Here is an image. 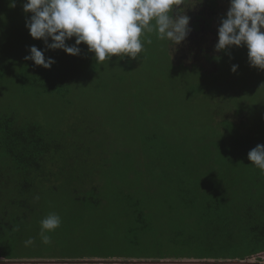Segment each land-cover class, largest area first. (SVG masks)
<instances>
[{"label": "rangeland", "instance_id": "1", "mask_svg": "<svg viewBox=\"0 0 264 264\" xmlns=\"http://www.w3.org/2000/svg\"><path fill=\"white\" fill-rule=\"evenodd\" d=\"M198 1L201 0H186V4L195 6ZM24 2L15 0L12 7V0H0V25L8 23L13 27L20 23L14 8L21 10L26 21L32 13L23 11ZM215 3L217 7L208 1V9H204L214 12H208L213 31L218 29L220 19L226 17L230 0ZM17 29L0 28V115L11 114L19 122L33 121L54 140L69 144H65L67 154L53 156L44 167L42 179L34 184L28 202L31 212H26L25 218L0 236V264H78L79 261L114 264V261L194 259L188 256H194L196 249L178 243L174 232L184 224L187 228L182 237L187 238L192 223L198 222L204 228L210 224L211 217L205 207H200L197 221L177 199L170 197L180 174L177 170L183 169L176 168L174 145L166 152L164 140L175 144L186 139L181 153L191 149L200 127H191L190 119L205 122L208 115L219 119L227 114L226 108L218 110L219 104L215 102L223 98L228 82L233 79L235 83L238 79L248 81L242 82L248 84L244 89V95H249L244 96L247 100L260 99L254 94L256 83L264 78V70L249 66L247 48L243 45L220 50L214 66L199 58L197 64L207 73L217 69L221 89L218 96L207 100L194 91L193 101L182 105L179 100L184 92L201 83L211 84L206 82V77L198 76L199 67L186 70L177 65L180 60L172 59L168 42L157 39L155 33L150 34L152 43H144L140 56L124 57L129 64L117 55L97 63L95 54L81 43L79 55L62 51L58 59L59 68L65 72L76 68L77 84L73 83L65 98L42 102L40 97L28 93L22 81L25 77H17L21 70L19 62L26 51V42L23 45L21 39L32 38L28 29ZM202 35L211 47V41L218 38L209 29ZM211 54L215 57L217 51L212 48ZM44 55L52 58L50 54ZM233 64L238 65L235 73L230 71ZM39 68L43 74L49 72V68ZM30 75L34 77L33 73ZM231 89L235 90V96L239 95L238 86ZM238 98L231 100L235 102ZM254 109H248L246 114L253 118L258 112L264 113V106ZM239 113H242L240 106L236 105L230 115L236 118ZM162 142L165 149L162 152L157 147L154 154L158 158L163 155L164 166L152 172L150 160L155 156L145 155L142 149L156 143L160 146ZM191 157L195 161L200 158ZM222 196L228 198V194ZM50 213L59 215L62 222L55 231L47 233L51 242L43 244L39 236L40 221ZM9 220L10 216L5 222ZM29 238L34 243L25 246Z\"/></svg>", "mask_w": 264, "mask_h": 264}, {"label": "trees", "instance_id": "2", "mask_svg": "<svg viewBox=\"0 0 264 264\" xmlns=\"http://www.w3.org/2000/svg\"><path fill=\"white\" fill-rule=\"evenodd\" d=\"M206 1H210L214 7H217L216 0ZM14 11L20 23L13 27L7 23L0 25V28L10 30L18 28V31H25L27 28L21 10L14 8ZM74 41L73 37L67 40L66 44L70 45ZM21 42L23 45L26 42L24 45L26 51L19 62L21 70L17 77L26 78H22V81L27 86L28 93L40 97L42 102L43 99L48 100L54 97L65 98L73 83L77 84V80L74 74L76 68L68 72L59 68L58 59L62 50L46 49L44 41L39 39H21ZM48 42L51 43L50 38ZM31 46L44 50V54L52 55L55 60L46 74H43L33 61L24 59L26 55H29L28 50ZM218 56L219 51L215 57L206 54L205 60L210 63L208 65L214 66ZM122 61L129 64L125 58ZM118 62L115 64L119 65ZM74 65L72 63V67ZM180 66L186 70L196 68V66L192 68ZM31 73L34 77L30 75ZM198 76L206 77V82L211 86L201 83L190 91L187 90L179 100L180 104L184 105L192 100L194 91L201 93L206 100L218 96L217 91L222 85L218 86L220 77L217 69L215 72L207 73L199 67ZM235 81L233 79L228 82L223 98L215 102L219 104L218 110L225 107L227 114L219 119L208 115L205 122L190 119L191 127L194 125L200 127L191 149L181 153L185 149L186 139L182 143L175 142V144L167 139V141L164 140L167 145L166 152L172 150L174 145L173 156L176 158V168L183 169L177 170L180 174L177 175L176 188L173 196L170 197L177 199L179 204L183 205V208L189 211V215L197 221L201 216V213L198 214L200 207H205L209 218L211 217L210 224L204 225V228H201L198 222L192 223L187 238L182 237L187 228L182 224L181 228L174 232V239L178 243H186L190 248L196 249L195 255L188 258L213 260V264H224L222 262L227 260H244V257L264 252V172L253 166L247 159L248 152L257 144L264 145V113L258 112L253 118L246 114L248 109L254 111V107H258L257 110L263 108L264 78L256 83L258 86L254 94L261 98L253 97L251 101L244 97L249 96L244 95L248 81L243 79H238V83ZM234 86L240 88L239 95H234L235 90L231 89ZM236 97H239V101L235 100L237 103L231 100ZM236 105L240 106L242 113L234 118L230 114ZM218 120L219 122L215 125L211 124ZM164 142L160 146L156 143L142 149L145 155L155 156L153 160H150L149 170L152 172L164 166L163 155L160 154L158 158L154 154L157 147L163 152ZM65 144L54 140L33 121L19 122L11 114L0 115V236L4 235L6 229L15 227L22 218H25L26 212H31V204L28 202L31 199L33 186L42 179L44 167L52 161L53 156L59 153L67 154ZM75 151L78 150L75 149ZM193 155L200 158L195 161L196 158L191 157ZM180 158L183 160L179 161ZM161 185L163 187V184ZM224 193L228 194V198L222 196ZM22 210L25 213H21ZM9 216L10 220L5 222ZM197 232L201 233L197 234ZM1 241L0 238V243ZM238 241H240L239 244Z\"/></svg>", "mask_w": 264, "mask_h": 264}, {"label": "clouds", "instance_id": "3", "mask_svg": "<svg viewBox=\"0 0 264 264\" xmlns=\"http://www.w3.org/2000/svg\"><path fill=\"white\" fill-rule=\"evenodd\" d=\"M181 5L186 6V0H25L22 8L25 13H32L25 21L29 35L43 40L46 49H59L75 56L83 43L95 54L96 62L102 63L113 55L121 59L137 58L144 51V43H152V33L157 39L167 41L169 49L179 45L191 31L190 18L183 14ZM11 6L15 7V0ZM217 35L215 50L243 45L247 48L249 66L264 70V0H230ZM73 37L74 44L67 45L66 41ZM28 51L24 59L33 61L34 65L48 69L55 63L36 46ZM237 68L233 64L230 71L235 73ZM247 159L264 172V145L257 144L248 152ZM61 222L55 213L40 221L39 236L43 244L51 242L47 233L55 231ZM24 243L30 246L34 239ZM244 260L248 264H264L260 252Z\"/></svg>", "mask_w": 264, "mask_h": 264}, {"label": "flooded vegetation", "instance_id": "4", "mask_svg": "<svg viewBox=\"0 0 264 264\" xmlns=\"http://www.w3.org/2000/svg\"><path fill=\"white\" fill-rule=\"evenodd\" d=\"M206 5L207 1L201 0L195 2V6H191V4H186V6H179L183 9V14L187 15L190 18L188 27L191 29V31L183 42H181L179 45L174 46V48H170L172 59L180 60L177 65H182L188 68H192L195 66L202 68L201 65L197 64L199 58H202L203 62L206 64V54L209 55L212 52V48L215 49L214 46L217 43L218 38L211 41L213 45L211 47V45H208V42L204 39V35H202L203 32H206L209 29V32H214V35L218 37L217 30L213 31V29L210 28L211 20H208V18H211L210 14L214 12L210 10L205 11V8L208 9V6ZM191 7H195V9L192 10ZM208 12H210L209 15ZM173 14H176L175 11ZM222 19L223 18H221L220 20ZM209 56L213 55L211 54Z\"/></svg>", "mask_w": 264, "mask_h": 264}, {"label": "water", "instance_id": "5", "mask_svg": "<svg viewBox=\"0 0 264 264\" xmlns=\"http://www.w3.org/2000/svg\"><path fill=\"white\" fill-rule=\"evenodd\" d=\"M213 260L207 262L206 260L190 259V260H181V261H135V262H118L114 261V264H213ZM13 263V262H12ZM50 263V262H49ZM59 263V262H58ZM67 263V262H62ZM224 264H248L246 260H234V261H224ZM60 264V263H59ZM78 264H108L106 261H79Z\"/></svg>", "mask_w": 264, "mask_h": 264}, {"label": "crops", "instance_id": "6", "mask_svg": "<svg viewBox=\"0 0 264 264\" xmlns=\"http://www.w3.org/2000/svg\"><path fill=\"white\" fill-rule=\"evenodd\" d=\"M261 255H262V256H264V252H263V253H261Z\"/></svg>", "mask_w": 264, "mask_h": 264}]
</instances>
